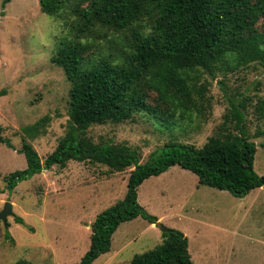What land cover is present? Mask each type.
I'll use <instances>...</instances> for the list:
<instances>
[{
	"label": "rangeland",
	"instance_id": "obj_1",
	"mask_svg": "<svg viewBox=\"0 0 264 264\" xmlns=\"http://www.w3.org/2000/svg\"><path fill=\"white\" fill-rule=\"evenodd\" d=\"M3 3L0 0V127L13 148L0 143V212L9 202L14 216L7 219L9 228L0 221V264H75L90 248L96 217L124 198L133 168L112 173L103 165L71 161L65 169L44 170L9 192L7 177L28 167L19 152L22 128L50 117L45 133L29 141L43 162L66 133L71 84L52 58L63 40L74 42L75 37L63 20L42 13L39 0ZM100 41L91 45L94 50ZM199 75L198 84L206 91L202 112L192 120L168 127L138 116L123 124L94 126L90 135L95 141L125 142L140 149L144 163L167 143L201 148L226 126V131H235L234 122L224 124L234 104L244 111L245 129L257 147L255 172L264 176V135L256 137L264 132V64L221 67ZM138 201L160 219L161 228L141 218L121 224L111 251L93 264H128L162 242L163 227L185 234L196 264H264L263 188L236 198L201 185L195 174L174 166L146 180ZM15 216L24 222L17 224ZM6 229L13 243L5 239Z\"/></svg>",
	"mask_w": 264,
	"mask_h": 264
},
{
	"label": "trees",
	"instance_id": "obj_2",
	"mask_svg": "<svg viewBox=\"0 0 264 264\" xmlns=\"http://www.w3.org/2000/svg\"><path fill=\"white\" fill-rule=\"evenodd\" d=\"M11 0H4L6 5ZM42 13L60 18L74 35L59 44L52 62L71 84L67 130L44 162L29 141L42 136L50 117L22 128L27 169L7 177L12 192L21 181L69 162L106 166L112 173L133 168L122 200L100 213L91 225L90 248L80 262L93 264L111 251L113 235L137 218L159 222L138 201L141 185L180 166L203 186L242 198L263 188L255 172L257 147L245 129L244 111L232 105L235 131L208 139L201 148L170 142L142 163L140 149L125 142L95 141L94 126L123 124L144 116L174 127L203 108L206 88L199 73L264 64V0H39ZM91 35H94L93 41ZM91 37V38H88ZM86 38V44L81 42ZM101 41L94 50L92 44ZM99 43V44H100ZM221 66V67H220ZM244 109V106H243ZM0 127V143L13 148ZM264 135L258 132L256 137ZM264 147V143L262 144ZM15 222L22 224L21 217ZM10 227L9 222L5 226ZM163 240L128 264H196L181 231L163 227ZM5 239L13 237L6 229ZM15 264H24L17 262Z\"/></svg>",
	"mask_w": 264,
	"mask_h": 264
},
{
	"label": "water",
	"instance_id": "obj_3",
	"mask_svg": "<svg viewBox=\"0 0 264 264\" xmlns=\"http://www.w3.org/2000/svg\"><path fill=\"white\" fill-rule=\"evenodd\" d=\"M9 216H14V213L12 211V205L11 203H6L4 205L3 210L0 212V221L3 222V224L7 225V219ZM157 226L161 228V225L157 223Z\"/></svg>",
	"mask_w": 264,
	"mask_h": 264
},
{
	"label": "crops",
	"instance_id": "obj_4",
	"mask_svg": "<svg viewBox=\"0 0 264 264\" xmlns=\"http://www.w3.org/2000/svg\"><path fill=\"white\" fill-rule=\"evenodd\" d=\"M159 221H160V219H159ZM152 227H155V225H151Z\"/></svg>",
	"mask_w": 264,
	"mask_h": 264
}]
</instances>
